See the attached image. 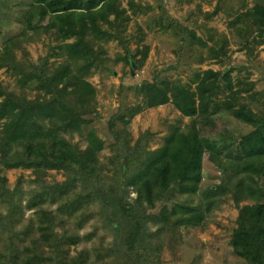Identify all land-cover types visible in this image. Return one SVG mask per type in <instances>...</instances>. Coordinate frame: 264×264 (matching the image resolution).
<instances>
[{
  "label": "trees",
  "instance_id": "obj_1",
  "mask_svg": "<svg viewBox=\"0 0 264 264\" xmlns=\"http://www.w3.org/2000/svg\"><path fill=\"white\" fill-rule=\"evenodd\" d=\"M121 1L33 0L23 19L24 42L45 33L60 41L54 47L57 52L32 62L26 58L28 53L23 60L16 57L13 42L0 47V67H7L23 91L35 89L31 98L7 91L0 83V264H162L163 237L178 238L182 227L205 229L217 201L228 193L238 212L229 239L234 254L247 264H264V114L242 103L240 92L251 83L234 89L231 70H204L194 91L167 80H144L133 87L141 102L119 108L108 121L115 160L112 156L108 163L114 173L105 174L107 166L98 159L105 141L93 125L99 116L97 89L88 78L105 61L102 41L118 38L123 44L120 33L130 14L152 7L127 0L125 8ZM237 23H246L256 32L245 48L264 44L263 3L240 11L228 26ZM187 33L192 44L207 47L193 30ZM221 34V42L208 47L214 58L227 55L228 40ZM147 51L144 47L139 59L126 54L123 60L133 70L145 62ZM51 56L63 59L50 62ZM220 80L229 90L222 108L253 127L235 148L224 152L220 170L229 181L222 179L199 193L201 206L175 203L164 217L146 214L173 191L189 197L199 192L204 152L216 150L202 131L213 124L209 105ZM167 103L193 120L184 130L170 128L154 149L146 146L149 131L131 145L126 131L131 117L143 108ZM75 134L84 136V148L71 141ZM118 156L125 157L122 163ZM20 167L35 175L32 182L37 188L31 192L23 191L20 179L12 189L8 186L4 171ZM50 170L63 171L66 179L46 180ZM129 187L135 193L132 201ZM25 209L32 210L28 217ZM89 220H94L93 229L80 235L78 229ZM150 222L156 225L154 231L149 230ZM98 228L111 231L113 242L91 243L89 249L70 254L71 245L91 241Z\"/></svg>",
  "mask_w": 264,
  "mask_h": 264
},
{
  "label": "rangeland",
  "instance_id": "obj_2",
  "mask_svg": "<svg viewBox=\"0 0 264 264\" xmlns=\"http://www.w3.org/2000/svg\"><path fill=\"white\" fill-rule=\"evenodd\" d=\"M134 1H140L142 6L148 4L152 7L148 9L145 6L147 9L143 8L144 13L134 15H131L128 10L130 20L124 23V29L120 33L123 44L118 38L102 41L101 47L104 50L102 57L105 61L101 62L88 78L97 89L96 110L99 116L93 125L105 141V147L100 151L98 159L107 166L105 168L107 175L114 173L113 166H108L109 159L114 157L110 148L113 136L108 128V121L119 108L141 102L142 96L136 95L133 87L144 80H167L171 84H179L188 91H194L204 70L213 69L220 72L231 70L230 76L234 89L244 88L245 82L251 83L249 89L240 92L242 103L253 112L259 115L264 114V44L253 46L250 44L252 47L248 50L244 45L246 42L252 43L256 32L248 28L246 23L228 26L229 21L237 13L251 8L254 4H264V0ZM32 2L33 0H0V47L7 42H13L12 50L18 59H25L23 55L28 53L26 58L36 62L39 57L53 50L57 52V48L54 47L60 41H57L54 36L41 33L29 36L28 39L31 40L24 42L23 19ZM121 6L127 8V0H122ZM167 21L171 25L166 27ZM188 30H193L196 35L205 40L207 47L192 44ZM221 33L228 40L227 55L214 58L208 47L215 46V42H221L219 38ZM144 47L148 48L145 62L132 70L125 64L124 56L129 54L139 59ZM62 59L63 57L59 56L49 58L50 62H60ZM0 83L7 91L17 94L23 92L31 98L35 95V89L26 88L23 91L16 82V78L5 66L0 67ZM219 83V89L209 105L210 112L213 113V124L207 125L202 131L205 138L215 143L216 150L219 151L211 149L204 152L199 192L189 197L173 191L155 207L148 208L146 214L164 217L175 203L201 206L199 193L209 186L218 185L222 179L229 181L228 176L220 170L224 152L228 148H235L239 139L252 131L253 127L236 119L230 111L222 108L221 104L228 99L229 90L224 81L220 80ZM192 120L193 118L180 115L171 103H167L157 107L143 108L131 117L126 131L129 132L131 145L142 132L149 131L151 135L147 137L149 139L146 146L154 149L163 142V137L170 128L178 126L179 129L184 130ZM199 125L200 120L197 121V126ZM66 137L69 138L68 135ZM71 141L78 143L81 148L86 146L84 136L75 134ZM145 141L146 139L143 143ZM118 158L119 163L125 159L124 156H118ZM4 174L11 189L15 187L19 179L25 193L37 188V185L32 182L35 175L31 169L13 168L5 170ZM45 178L48 181L54 179L58 182L66 179L63 171L56 170L48 171ZM129 191V201H132L135 193L131 187ZM230 195L228 193L220 202L217 201V207L214 208L205 229L182 227L178 238L177 236L169 237V234L163 237L165 242L161 252L162 264H247L234 254L229 243L238 213ZM23 199L25 203V198ZM245 203V200L241 201L240 205ZM31 212L32 210L25 209V217H28ZM93 224L94 220H89L85 226L78 229V233L83 235L91 231ZM148 227L150 231L156 229V225L152 222L148 223ZM60 230L59 227L56 228L57 232ZM113 239L111 231L98 228L91 241L71 245L69 252L71 255H76L82 248L89 249L91 243L94 245L102 243V246H105L113 242Z\"/></svg>",
  "mask_w": 264,
  "mask_h": 264
}]
</instances>
